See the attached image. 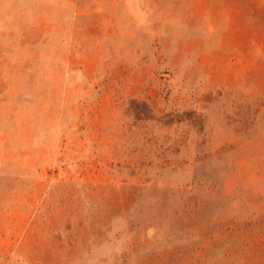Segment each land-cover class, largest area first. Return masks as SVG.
I'll return each mask as SVG.
<instances>
[{
	"label": "rangeland",
	"instance_id": "obj_1",
	"mask_svg": "<svg viewBox=\"0 0 264 264\" xmlns=\"http://www.w3.org/2000/svg\"><path fill=\"white\" fill-rule=\"evenodd\" d=\"M0 264H264V0H0Z\"/></svg>",
	"mask_w": 264,
	"mask_h": 264
}]
</instances>
